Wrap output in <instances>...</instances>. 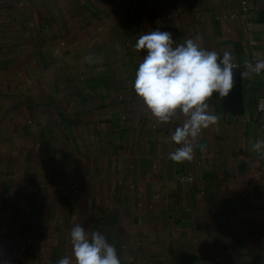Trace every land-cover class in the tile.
Segmentation results:
<instances>
[{"label":"crops","instance_id":"0c3cea01","mask_svg":"<svg viewBox=\"0 0 264 264\" xmlns=\"http://www.w3.org/2000/svg\"><path fill=\"white\" fill-rule=\"evenodd\" d=\"M157 28L264 60V0H0V264H58L75 224L121 264H264V71L235 68L242 108L213 98L175 162L185 117L160 122L133 87Z\"/></svg>","mask_w":264,"mask_h":264},{"label":"clouds","instance_id":"9594fccd","mask_svg":"<svg viewBox=\"0 0 264 264\" xmlns=\"http://www.w3.org/2000/svg\"><path fill=\"white\" fill-rule=\"evenodd\" d=\"M173 33L157 28L139 36L134 48L143 59L135 72L133 87L146 109L160 122H168L179 112L185 119L175 128L172 141L179 145L169 153L175 162L192 159L195 138L202 129L214 125L213 98L223 100L234 87L233 56L208 50L200 38L186 39L173 46ZM86 59H90L87 58ZM251 73L264 71V60L249 65ZM253 151L264 152V139L252 144ZM72 255L58 264H121L117 250L100 231L89 232L82 224L70 231Z\"/></svg>","mask_w":264,"mask_h":264},{"label":"built area","instance_id":"2783aa9c","mask_svg":"<svg viewBox=\"0 0 264 264\" xmlns=\"http://www.w3.org/2000/svg\"><path fill=\"white\" fill-rule=\"evenodd\" d=\"M257 60H261L259 56H255L253 59H248V60H245L243 62V64H238V63H234V66L235 68H239L241 70H244V71H248L250 70L249 69V65H253L255 64V62ZM257 111L262 115L264 116V85H263V89H262V92L260 93L259 95V98H258V102H257ZM195 180V177L190 175V174H183L181 176V181L182 182H193Z\"/></svg>","mask_w":264,"mask_h":264},{"label":"water","instance_id":"95a60500","mask_svg":"<svg viewBox=\"0 0 264 264\" xmlns=\"http://www.w3.org/2000/svg\"><path fill=\"white\" fill-rule=\"evenodd\" d=\"M229 95L232 98V100L242 108L243 83L241 77H237L236 79H234V87Z\"/></svg>","mask_w":264,"mask_h":264}]
</instances>
